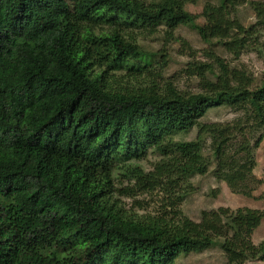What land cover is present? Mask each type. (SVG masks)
Wrapping results in <instances>:
<instances>
[{"label": "trees", "instance_id": "trees-1", "mask_svg": "<svg viewBox=\"0 0 264 264\" xmlns=\"http://www.w3.org/2000/svg\"><path fill=\"white\" fill-rule=\"evenodd\" d=\"M240 4L209 1L198 23L185 0H0V264H175L219 239L227 264L264 261V240L253 241L264 209L220 207L195 221L178 208L213 161L218 179L249 195L256 161L244 123L201 118L225 104L264 128V74L256 82L208 49L210 60L189 62L201 90L184 92L163 78L167 50L151 54L154 66L138 43L190 25L238 57L254 33L233 18ZM254 10L264 26V0ZM194 128L195 139L176 138ZM149 148L161 160L145 172L132 161ZM123 169L135 188L163 189L173 215L122 208Z\"/></svg>", "mask_w": 264, "mask_h": 264}, {"label": "rangeland", "instance_id": "rangeland-1", "mask_svg": "<svg viewBox=\"0 0 264 264\" xmlns=\"http://www.w3.org/2000/svg\"><path fill=\"white\" fill-rule=\"evenodd\" d=\"M147 4L159 0H143ZM219 3L220 0H185L186 10L198 15V23H204L205 18L201 16L204 5L207 2ZM263 0H240L241 4L233 12V18L245 26L252 28L254 33L249 38L248 45L240 56L236 57L226 50V48L216 40L209 43L204 41L198 30L190 25H180L175 31V38H166L165 27L152 35H138V43L142 49L150 55V60L154 66H159L157 62L161 60L156 54L160 49L165 48L168 53V65L162 69L164 79L172 81L184 92H198L201 90L199 79L190 75L189 62L194 60L208 61L205 51L214 50L217 54L225 58L232 66L244 68L249 74L259 82L264 74V26L257 25V16L254 10V2ZM158 77L159 80H164ZM241 119L246 130L245 136L251 141L253 146L256 167L253 178L247 183L248 194L241 190L234 191L226 181L215 176L216 162H212L209 171L204 174H197L190 177L189 181L193 186V191L187 195L178 205L183 215L200 221L203 211H211L220 207H229L233 210L239 207H252L264 209V128L253 130L247 123V116L243 111L235 110L229 105L220 104L207 110L201 118L204 122H235ZM197 128L188 133L177 135V139L193 140L197 135ZM261 142L255 146L259 138ZM238 135L237 140H242ZM210 138L205 142L204 151L211 156ZM235 143V142H234ZM235 149V148H233ZM232 149V150H233ZM161 160V156L153 148H149L139 160H133L134 165H139L145 172L152 171L155 165ZM120 164V163H118ZM125 170L116 171L114 179V198L119 201L120 206L130 215L152 214L154 216L169 214L173 215V209L167 207L169 196L163 189L154 191H142L135 188L136 181L129 180L121 175ZM126 188H133L134 195H128ZM132 191V189H129ZM264 240V220L253 234V241L257 244ZM218 244L203 251H191L180 254L175 264H227L226 255ZM245 264H264V261H247Z\"/></svg>", "mask_w": 264, "mask_h": 264}]
</instances>
